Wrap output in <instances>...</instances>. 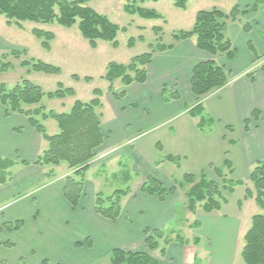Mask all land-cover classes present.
<instances>
[{"label": "crops", "instance_id": "obj_1", "mask_svg": "<svg viewBox=\"0 0 264 264\" xmlns=\"http://www.w3.org/2000/svg\"><path fill=\"white\" fill-rule=\"evenodd\" d=\"M258 1L235 0V5L246 12L242 19L252 26V31L245 33L240 23L227 26L235 58L229 60L219 55L215 60L229 72L230 82L204 100L199 116L189 114L197 102L191 92L193 70L212 57L198 50L194 39L174 42L172 50L156 52L148 66L147 82L115 89L126 93L119 101L109 93L110 109L105 115L101 100L104 142L86 174L84 195L77 209L63 195L65 178L73 171L62 164L55 168V177L47 178V169L34 163L48 143L25 116L7 115V109L0 105V157L17 163L12 169V180L0 185V264H111L114 249L148 252L145 231L159 229L168 230L166 241L161 244L167 255L164 259L154 258L162 264H187V246L172 237L179 233L178 226L195 229V225L200 231L205 229L207 240L209 235L224 236L227 247L220 249L222 259L218 264L235 259V243L239 242L244 221L241 209L243 202L248 201L244 198V186H237L228 203L210 214L200 209L195 214L189 213L180 199H175L177 193L161 202L142 193L141 188L152 176L168 189L185 174L204 172L214 180L213 168H223L227 160L232 165L230 178L246 184L255 164L264 159V3L256 12L252 10ZM249 43L253 44L258 61ZM3 44L0 40V49ZM164 87L178 92L181 99L164 101ZM255 111L257 120L252 118ZM204 113L210 117L207 127L202 126ZM53 122L43 123L46 130L52 126V132L48 133L51 136L59 133L57 123ZM152 131L153 137L146 136ZM168 157L176 161L170 162ZM123 160L129 162L138 187L124 198L121 217L112 222L95 211L98 191L93 183L105 170L120 167ZM237 188L243 194L234 203ZM178 206L181 208L177 215ZM199 212L206 224L190 221ZM18 221L23 223L20 230L9 232L4 228Z\"/></svg>", "mask_w": 264, "mask_h": 264}, {"label": "trees", "instance_id": "obj_2", "mask_svg": "<svg viewBox=\"0 0 264 264\" xmlns=\"http://www.w3.org/2000/svg\"><path fill=\"white\" fill-rule=\"evenodd\" d=\"M92 0H0V16L7 20V25L23 29L25 22L40 25H52L54 23L71 29L78 26L83 38L95 49L99 41L110 43L114 48L118 45V35L126 32V28L113 23L107 16L101 15L88 4ZM161 0H132V4L125 7V12L131 16H139L147 20H160L163 16L155 10L138 7L136 4L147 2H159ZM175 7L186 10L191 0H171ZM264 0H259L252 9L256 12ZM246 12L238 5H234L230 12H224L217 8L196 13L194 24L190 30L180 31L174 35V41L181 42L194 39L198 50L208 53L212 59L199 63L193 70L191 80V92L196 97V104L190 109L189 114L193 117L199 116L203 111V102L215 92L225 88L230 82L229 72L221 67L215 60L219 55H225L233 60L236 51L227 36L226 29L230 23H240L244 32L249 34L252 26L242 18ZM157 32L161 28H155ZM32 35L41 41L44 49H51V42L55 40L53 32L35 28ZM142 40V37L139 38ZM135 40L131 38L128 46L132 48ZM174 45H158L155 50L134 57L128 64L111 63L104 79L109 82V93L119 101L125 97V91L117 92L114 83L120 81L124 87L133 84L143 85L148 80V66L151 64L156 52L172 50ZM250 50L259 57L252 43ZM8 56L20 58L19 51L0 55V72L11 69L7 61ZM7 61V62H6ZM23 66L32 67L36 72L46 74H58L59 68L45 64L40 61L30 63L24 61ZM264 70V69H263ZM251 78L253 74L249 75ZM72 89L60 88L54 93H45L39 86L28 80H23L12 89H6L5 85L0 88V105L7 109V115L19 114L25 116L30 125L48 143V148L37 158L34 165L47 169V178L55 177V168L62 164L67 165L72 174L65 178L63 191L64 198L77 209L84 195L86 174L91 163L97 157V150L103 145L104 135L101 130L102 108L101 91L95 90V99L89 103L81 101L74 102L68 113H56L47 110L43 101L63 100L67 95H73ZM164 101H178L181 95L178 92H170L163 88ZM258 112L252 115L257 120ZM54 120L59 128L56 135H48L44 122ZM250 122H245V128L249 130ZM232 131V129L230 130ZM168 161L175 162L174 157H168ZM17 165L14 161L0 157V185L10 182L13 177L12 169ZM26 165V164H23ZM216 177L210 179L204 172L200 174H185L181 180L176 181L170 189L166 188L155 176L148 177L143 183L141 192L157 198L161 202L167 201L170 196L177 193L178 188L185 190L184 206L189 213L195 214L199 209L210 214L220 211L234 194L237 186L245 187V200H253L260 213L252 217V224L244 236V247L241 258L244 264H264V159L257 162L251 170L248 183L234 181L232 165L227 160L223 168H213ZM227 170V173L225 172ZM131 194V190H117L113 195L104 198L101 193L95 195L96 213L112 222H116L122 214V201ZM23 227L18 221L6 224L5 229L15 232ZM145 245L149 253L160 252L164 259L167 255L166 249L161 242L166 241L164 229L146 230ZM167 238V236H166ZM179 241V240H178ZM169 242V241H167ZM184 242V241H181ZM11 247L12 244H6ZM148 252H126L114 249L110 256L111 264H162L150 256ZM46 264V263H43Z\"/></svg>", "mask_w": 264, "mask_h": 264}, {"label": "rangeland", "instance_id": "obj_3", "mask_svg": "<svg viewBox=\"0 0 264 264\" xmlns=\"http://www.w3.org/2000/svg\"><path fill=\"white\" fill-rule=\"evenodd\" d=\"M130 4H132V0H92L88 4L99 14L107 16L113 23L127 29L126 32L118 35L117 41L119 46L117 48H114L108 42L99 41L97 43V50H93L89 42L83 38L78 26L67 29L57 23L40 25L25 22L22 24L23 29H19L15 26L7 25V20L3 16H0V40L4 41V48L0 49V55L5 53L10 54L13 51L20 52V58L8 56L7 61L12 67L6 72H0V88L2 85H5L6 89H12L21 81L28 80L34 85L39 86L45 93H54L60 88L65 90L72 89L73 95H67L63 100L44 99L43 103H45L47 110H53L59 114L68 113L76 101L83 103L91 102L95 99V90H100L105 115L110 109V94L108 90L110 84L104 79V76L111 63L126 65L134 57L151 52L152 47L156 50L159 44L165 46L174 44L175 34L192 28L197 12L217 8L228 13L235 5V0H191L187 4L186 10L175 7L171 0L136 4L138 7L157 11L163 16V19L160 20H147L137 15L131 16L127 14L125 7ZM35 28L55 34V40L51 42L50 50L44 49L41 41L32 35L31 31ZM155 28H161V31L157 32L154 30ZM140 37H142V40H139ZM131 38L135 40L132 48L128 46ZM24 61L30 63L40 61L59 68L60 72L58 74L36 72L32 67L23 66L22 63ZM113 86L115 89L123 87L119 80ZM186 101L187 104L190 103L189 99ZM204 116L206 117L202 122V126L207 127L210 117L205 113ZM53 123L56 125V122ZM56 129L58 130L57 126ZM50 132H52V126H48L47 128V133L50 134ZM148 135L149 137H153L155 132H149L146 136ZM127 162L123 160L120 167L117 165V168H109L98 179L94 180L95 190L101 193L104 198L113 195L117 190H136L138 187V180L135 179L132 171L129 169V162L126 167L124 166ZM212 175L219 182L218 178L214 174ZM237 180H241V178L237 176ZM236 191L234 203L241 200L243 194L238 191V188ZM132 193L133 191H131ZM89 197L90 193L87 195V202L90 199ZM175 199H180L181 204H184L185 190L178 188ZM180 208V206L176 208L175 214H179L177 211L179 212ZM259 213L260 209L255 202H251V200L243 202L241 215H243L244 221L241 237L238 244L237 242L235 243V247H237L235 259L229 261L228 264H244L241 258V252L244 247L243 239L248 226L250 227L252 224V216ZM201 215L202 213L199 212L198 216L191 218L190 221L198 220L200 223L206 224V221L202 220ZM176 225L178 226L179 223ZM194 228L192 230L188 226L183 228L178 226L179 233L172 237L174 240H179L180 243L184 241L182 244L187 246L189 253L187 254V264H218L222 259L220 257V249L227 245L224 236L222 234H214L212 237L209 235L210 240H207L204 236L205 229L204 231H200L196 225ZM165 234L168 235V230L165 231ZM199 239L200 243H196ZM207 250L209 253H207ZM149 254L153 258H162L159 251ZM22 264H25V262H22Z\"/></svg>", "mask_w": 264, "mask_h": 264}]
</instances>
